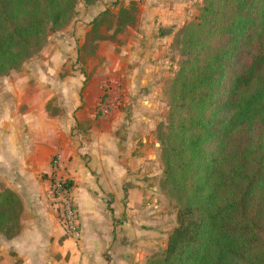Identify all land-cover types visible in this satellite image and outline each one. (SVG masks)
Masks as SVG:
<instances>
[{"label":"trees","instance_id":"obj_1","mask_svg":"<svg viewBox=\"0 0 264 264\" xmlns=\"http://www.w3.org/2000/svg\"><path fill=\"white\" fill-rule=\"evenodd\" d=\"M79 2L98 0H0V76L41 50ZM105 16L92 21V33ZM254 40L250 64L225 87ZM263 40L264 0H202L189 22L160 139L164 183L180 205L178 227L165 253L146 264H264ZM19 213L15 196L1 192L6 238L16 234Z\"/></svg>","mask_w":264,"mask_h":264},{"label":"crops","instance_id":"obj_2","mask_svg":"<svg viewBox=\"0 0 264 264\" xmlns=\"http://www.w3.org/2000/svg\"><path fill=\"white\" fill-rule=\"evenodd\" d=\"M198 2L145 0L139 34L148 42L142 47L168 38L165 32L193 17ZM130 51L124 53L127 61L141 67L117 81L113 70L98 69L85 93H79L82 75L60 78L50 71L53 66L60 71L64 59L46 63V78L59 82L55 108L60 116L47 107L55 95L43 89L35 97L38 104H30L31 97L22 108L0 105V193L11 192L20 209L16 234L0 233V264H146L162 248L166 231L156 184L162 177L158 145L149 135L150 118L141 114L148 110L147 91L153 87L147 84L156 73L150 71L152 55L142 58L141 47ZM55 177L71 185L80 230L76 242L64 234L60 209L49 193Z\"/></svg>","mask_w":264,"mask_h":264},{"label":"rangeland","instance_id":"obj_3","mask_svg":"<svg viewBox=\"0 0 264 264\" xmlns=\"http://www.w3.org/2000/svg\"><path fill=\"white\" fill-rule=\"evenodd\" d=\"M144 1L145 0H98V2L91 7H85L82 2H79L75 8V14L72 19L61 29L54 33H49L41 50L24 60L19 69L9 72L6 76H0V105L7 109L13 106L22 108L30 103L28 101L31 97L34 100H32L30 104H38L39 99L37 98L38 102H35V97L38 92L43 89L42 93L45 91L48 95L49 92L52 91L51 96L55 95L48 100L47 107L49 109H54L52 115L60 116L57 108H55L59 103L57 98L55 100L59 92V82L58 79L54 80L53 77L50 80L46 78V63H54V59H64L65 64L61 67L60 71L56 70L54 66L51 67L50 71L55 73V75L59 74L60 78H64L65 75H82L84 83L79 93H85L87 83L98 69L106 68L108 71L113 70L111 77L113 80L117 81L118 79H123L121 77L122 73H129L130 70H137L141 67V62H139V66H137L134 63L131 64L132 61H127L129 58L127 56L125 58L124 54L126 49L129 54H131L132 52L130 50H134L135 47H141L142 58L148 59L149 56L152 55L148 59L152 61L150 71L156 74L153 75L154 77L150 79L147 84L153 87L152 90L147 91L146 88L142 89L143 93L145 91L151 93L149 97H147V109L149 111L143 110L141 114L146 116L147 119L150 118L151 121L148 120V123H151L153 126L149 124V135H152L153 140H155L158 145L157 163L158 168L160 167L162 172V177L157 180L156 184L163 196L162 219L166 231L162 243L163 246L158 253L164 254L167 249L170 235L174 229L178 227L180 205L172 195L168 186L164 183V167L161 159L162 147L160 139L164 132V127L167 124L169 109L168 89L183 61L180 40L184 32L188 29L189 22H191L195 16L197 9L201 6L202 0L198 2V5L195 3L194 7H192L193 17L191 16L190 19L186 18V20L182 22V25L174 29V31H166L165 34L168 38L160 40L159 44L154 41L153 47L149 49H144L147 46L142 47V44L148 41L146 40L147 38L144 39L139 34L140 20L146 6V3L143 5ZM154 2L155 1H153V3ZM103 13H106V16L102 24L95 33H92L91 24L95 19H93V17L97 15V17H99ZM124 14H127V16ZM164 31L165 30H162L161 33L163 34ZM262 43L264 45V40ZM148 45H150V43H148ZM251 46L253 48H248L240 54L236 65L226 78L225 87L229 86V81L233 76L238 75L250 64L251 52H255L257 42L254 40ZM151 57L154 60H151ZM44 60L47 62H44ZM118 82L122 84V81ZM120 87L121 86H118V90ZM118 90H115V95H118ZM103 96L106 97L105 95ZM38 97L40 98V96ZM97 102L98 101L95 103V113L99 118L102 116L101 107L103 103H101V98L99 102Z\"/></svg>","mask_w":264,"mask_h":264},{"label":"built area","instance_id":"obj_4","mask_svg":"<svg viewBox=\"0 0 264 264\" xmlns=\"http://www.w3.org/2000/svg\"><path fill=\"white\" fill-rule=\"evenodd\" d=\"M53 168L56 169V161L52 162ZM49 193L60 209V220L64 234L75 242L80 238V232L77 225L76 210L73 200L70 196L68 181L62 178H53L49 187Z\"/></svg>","mask_w":264,"mask_h":264}]
</instances>
